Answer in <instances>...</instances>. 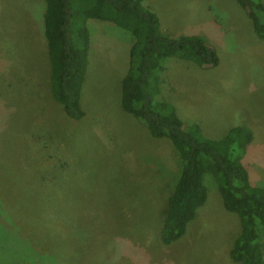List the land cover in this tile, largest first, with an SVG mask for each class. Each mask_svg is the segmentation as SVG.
<instances>
[{"label": "rangeland", "instance_id": "1", "mask_svg": "<svg viewBox=\"0 0 264 264\" xmlns=\"http://www.w3.org/2000/svg\"><path fill=\"white\" fill-rule=\"evenodd\" d=\"M44 1L0 0V264H242L230 257L239 217L211 174L185 233L161 240L182 160L122 107L130 31L89 21L85 115L66 117L51 91ZM146 2L164 32L201 35L218 54L209 66L165 59L159 99L203 136L248 130L242 162L264 187V38L248 12L236 0Z\"/></svg>", "mask_w": 264, "mask_h": 264}, {"label": "trees", "instance_id": "2", "mask_svg": "<svg viewBox=\"0 0 264 264\" xmlns=\"http://www.w3.org/2000/svg\"><path fill=\"white\" fill-rule=\"evenodd\" d=\"M264 38V3L236 0ZM44 37L51 65V91L66 117L81 119L85 111L80 93L91 44L90 20L107 21L134 37L128 70L122 81L121 103L156 137H168L182 160V170L168 198L161 240L172 243L186 231L197 209L208 200L206 175L218 185L226 209L235 212L240 232L230 257L242 264H264V187L254 184L242 153L250 141L244 128H231L222 138L201 134L196 122L184 123L165 99H159L164 60L177 57L198 66L213 65L216 50L201 35H172L160 27L158 14L146 0H45Z\"/></svg>", "mask_w": 264, "mask_h": 264}]
</instances>
